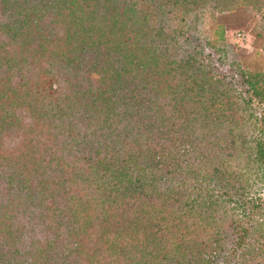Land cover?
Instances as JSON below:
<instances>
[{
    "label": "trees",
    "instance_id": "16d2710c",
    "mask_svg": "<svg viewBox=\"0 0 264 264\" xmlns=\"http://www.w3.org/2000/svg\"><path fill=\"white\" fill-rule=\"evenodd\" d=\"M238 9L264 48V0H0V264H264Z\"/></svg>",
    "mask_w": 264,
    "mask_h": 264
},
{
    "label": "rangeland",
    "instance_id": "374dc122",
    "mask_svg": "<svg viewBox=\"0 0 264 264\" xmlns=\"http://www.w3.org/2000/svg\"><path fill=\"white\" fill-rule=\"evenodd\" d=\"M258 18L259 15H252L249 9L214 14V21L223 26L225 41L230 49L229 57L237 60L245 69L264 68V48L254 44L253 36H251V29ZM209 20L206 24H210ZM208 28V25L201 28L199 38H203L206 32H209ZM237 33H241L243 38H237ZM255 187L257 193L258 186ZM259 193L261 195L262 190Z\"/></svg>",
    "mask_w": 264,
    "mask_h": 264
},
{
    "label": "built area",
    "instance_id": "2783aa9c",
    "mask_svg": "<svg viewBox=\"0 0 264 264\" xmlns=\"http://www.w3.org/2000/svg\"><path fill=\"white\" fill-rule=\"evenodd\" d=\"M236 36H237V38H239V39H242V38H243L242 35H241V33H237Z\"/></svg>",
    "mask_w": 264,
    "mask_h": 264
}]
</instances>
